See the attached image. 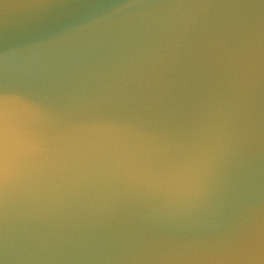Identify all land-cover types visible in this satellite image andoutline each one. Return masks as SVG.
I'll return each mask as SVG.
<instances>
[{
    "label": "water",
    "instance_id": "95a60500",
    "mask_svg": "<svg viewBox=\"0 0 264 264\" xmlns=\"http://www.w3.org/2000/svg\"><path fill=\"white\" fill-rule=\"evenodd\" d=\"M0 264H264V0H0Z\"/></svg>",
    "mask_w": 264,
    "mask_h": 264
}]
</instances>
